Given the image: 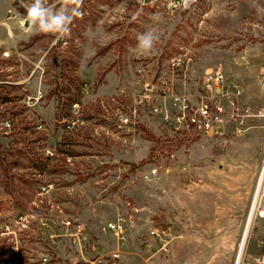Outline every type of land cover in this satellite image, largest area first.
I'll return each mask as SVG.
<instances>
[{"label":"rangeland","instance_id":"obj_1","mask_svg":"<svg viewBox=\"0 0 264 264\" xmlns=\"http://www.w3.org/2000/svg\"><path fill=\"white\" fill-rule=\"evenodd\" d=\"M31 2L0 0V98H11L0 102V261L15 258L18 238L26 264L42 253L54 264H165L173 242L198 235L235 264L264 165V114L221 135L166 116L177 94L198 102L217 66L244 88L241 103L264 106V0H84L58 40L26 31ZM149 28L160 40L142 54ZM241 264H264V214Z\"/></svg>","mask_w":264,"mask_h":264},{"label":"built area","instance_id":"obj_2","mask_svg":"<svg viewBox=\"0 0 264 264\" xmlns=\"http://www.w3.org/2000/svg\"><path fill=\"white\" fill-rule=\"evenodd\" d=\"M202 81L204 93L200 95L198 102H193L189 97L182 94L175 96L176 111L168 112L166 116L171 124L183 130L221 135L226 131L230 122L238 126L244 124L246 119L251 115L264 114V106H261L257 112H254L250 105L240 102L244 88L238 83L227 82L222 67L217 66L207 71ZM262 88L264 89V77ZM41 96V94L37 97L28 96L27 103L31 104L33 99H39ZM4 125L7 127L11 126L7 120L4 122ZM36 127L42 129L44 124L39 122ZM47 151H50V149H47ZM251 209H254L256 214H264V176L262 178L259 177L255 185ZM108 227L116 230L117 233H120L122 230L121 223H109ZM6 228L7 230H3L2 233L12 232L8 230V226ZM18 243L19 239L16 238L14 244L11 246V251L16 252L15 258L10 262L0 261V264H26L20 262ZM100 261L102 262V260ZM37 264H54V262H52L51 256L48 253H42Z\"/></svg>","mask_w":264,"mask_h":264},{"label":"clouds","instance_id":"obj_3","mask_svg":"<svg viewBox=\"0 0 264 264\" xmlns=\"http://www.w3.org/2000/svg\"><path fill=\"white\" fill-rule=\"evenodd\" d=\"M83 3L84 0H58L57 5H49L45 0H32L26 7V31L61 39L70 34L75 20L83 18ZM159 40L160 34L149 28L138 35L136 48L142 54H149Z\"/></svg>","mask_w":264,"mask_h":264},{"label":"crops","instance_id":"obj_4","mask_svg":"<svg viewBox=\"0 0 264 264\" xmlns=\"http://www.w3.org/2000/svg\"><path fill=\"white\" fill-rule=\"evenodd\" d=\"M200 240L205 241V238ZM198 241V235H191L189 238L183 236L177 242H173L166 256L165 264H232L230 251L220 249L216 252L214 243H196ZM155 264H159L158 260L155 261Z\"/></svg>","mask_w":264,"mask_h":264},{"label":"bare ground","instance_id":"obj_5","mask_svg":"<svg viewBox=\"0 0 264 264\" xmlns=\"http://www.w3.org/2000/svg\"><path fill=\"white\" fill-rule=\"evenodd\" d=\"M263 176H264V165L262 167L260 178H262ZM254 218H255V210L251 209L247 223H246V227H245V230H244V233H243L240 245H239V250L237 253V258H236L235 264H241L242 263L243 253H244V250L246 247L247 239H248Z\"/></svg>","mask_w":264,"mask_h":264},{"label":"trees","instance_id":"obj_6","mask_svg":"<svg viewBox=\"0 0 264 264\" xmlns=\"http://www.w3.org/2000/svg\"><path fill=\"white\" fill-rule=\"evenodd\" d=\"M11 98H6L5 96L3 98H0V102H3V101H10ZM77 102V99L76 98H71L70 99V102H69V105H72L73 103ZM16 113V112H14ZM17 114V113H16ZM15 115V114H14ZM12 117V116H11ZM13 119V118H12ZM8 122H10L11 126L13 125L14 122H11L9 120H7ZM70 125V124H69ZM14 126V125H13ZM60 152V148L59 150H50L48 152H46V158H45V161L44 162H40V164H38L37 162H35V167H37L39 170H43L46 168V165L48 163V160L53 158L56 154H58Z\"/></svg>","mask_w":264,"mask_h":264}]
</instances>
